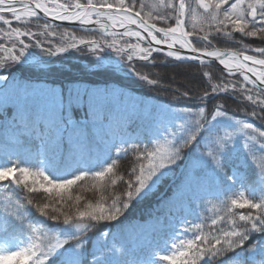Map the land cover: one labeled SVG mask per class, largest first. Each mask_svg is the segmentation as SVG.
<instances>
[{
	"label": "trees",
	"instance_id": "trees-1",
	"mask_svg": "<svg viewBox=\"0 0 264 264\" xmlns=\"http://www.w3.org/2000/svg\"><path fill=\"white\" fill-rule=\"evenodd\" d=\"M61 1L72 5L75 0ZM109 2L115 3L116 0ZM174 2L178 8L179 0ZM80 3L86 4L87 0H80ZM125 3L135 5L134 11H140L141 4L147 5L142 12L145 18L150 9L168 15L166 22L150 21L161 27L175 26V16L179 14L170 8H158L161 0H125ZM185 4L186 30L203 35L199 29L207 27V14L197 6V0H185ZM69 29L86 34L78 29ZM87 34L97 35L93 32ZM241 38L252 48L262 46L258 38L242 37L240 33H234L232 40L218 34L213 37V46L239 51L237 41ZM196 46L201 47L199 44ZM248 53L255 54L251 51ZM97 62L88 51L80 50L53 58L54 64L46 70L11 62L10 70L0 72V76L9 77L7 81L0 79V89L15 84L37 92L60 93L61 97L56 105L46 104L44 98L39 96L26 101L23 110L28 114L32 126L25 130L19 125L18 102L11 95L0 93V170L16 168L15 175H19V168L27 167L34 173L42 171L55 181L86 177L64 193L65 196H82L83 208L87 202H97L101 191H104L109 203L117 193L126 191L133 176L132 170L138 165L137 153L142 156L145 148L154 147L158 141L183 143L188 134L199 128L196 121L200 119V109L204 108L206 123L200 129L197 141L191 148L184 149L185 158L171 166L173 170L166 172L154 188L136 199L124 215L115 221H103L91 230H84L86 235L76 227L75 222L65 224L52 221L41 215L33 205L25 203L27 197H31L34 204L46 202L49 194L42 190L29 193L24 188L19 191L9 179L0 182V242L4 238L24 241L30 237L28 225L31 224L42 227L50 235L74 230L47 264H53V261L55 264H67L70 257L87 261V264H96L97 260L99 264H171L164 257L176 251L172 244L179 246L180 241L192 239L201 232L215 231L211 222L225 216V205L236 213L249 211L247 208H235L232 200L249 199L264 204V145L250 140L251 135H258L256 130L264 131V120L250 115L251 102L242 95L237 98L239 94L231 89L224 93H211L212 84L235 82L239 77L226 75L215 63L173 62L156 55L151 63L136 61L133 64L139 73L158 81L149 84L138 77L120 75L112 68L91 70L89 67ZM204 73L211 78L208 79ZM77 89L85 90L84 94L77 96ZM93 89L119 90L139 102L137 114L123 123L118 135L109 134L106 128L112 115L117 120L120 118V108L116 105H107L104 122L92 120L87 93ZM205 91L210 95L201 102L200 94ZM184 92L189 95H184ZM219 105L223 106L220 110L224 114L215 116ZM55 111L58 130L72 120L87 131L82 149L77 150L68 141L67 128L63 129L61 146L56 149L42 146V135L37 134L35 121L43 114ZM245 124H251L253 128L241 132ZM181 125H184L183 129ZM97 128L101 129L99 133L95 131ZM226 132L235 135L222 154L221 170L205 153L210 140ZM258 139L264 138L258 136ZM197 160L204 162L203 165ZM114 164V171L122 177V181L113 186L110 182L112 174L104 181L93 180L96 173ZM192 178L199 179L200 186L191 184ZM106 184L103 188L102 185ZM17 201L25 203L20 210L21 220L17 219ZM196 224L202 225V228L196 229ZM219 226L228 227L225 223ZM254 235L261 236L260 233ZM77 237H80L83 245L79 249L75 246ZM235 255L230 252L223 259L208 258L207 264H231ZM0 264H19V261L0 259Z\"/></svg>",
	"mask_w": 264,
	"mask_h": 264
},
{
	"label": "snow or ice",
	"instance_id": "snow-or-ice-1",
	"mask_svg": "<svg viewBox=\"0 0 264 264\" xmlns=\"http://www.w3.org/2000/svg\"><path fill=\"white\" fill-rule=\"evenodd\" d=\"M197 6L205 11L208 20L207 27L199 29L203 35H198L197 38L208 47L196 48L189 39L194 32L185 31L183 18L186 10L185 0H179L178 8L174 0H161L160 5H157L158 8H170L173 12L178 11L179 14L175 16V26L157 27L156 22L150 21L166 22L169 19L168 15L159 11L153 12L150 9L146 14L147 18H145L142 12L147 5L141 4L140 11L133 12L132 9L135 5L126 4L125 0H116L115 3H111L109 0H99L96 3L93 0H87L86 4L80 3V0H75L74 11L70 10L73 5L59 3L58 0H51V2L49 0H20L16 7L15 22L27 24L42 12L46 17L51 16L61 21H76L83 26L95 22L106 33V37L99 40H77L72 33L66 32L65 35L71 43L66 47L57 48V53H64L69 48H78L79 45H87L89 50L96 54L103 52L104 49H112L117 55L126 57L130 62L133 61L134 57L142 61H149L153 57V53L163 51L160 47L154 48L152 46L154 42L157 46L166 45V56L176 60L192 58L201 64H205V58L214 59L227 70L229 75L239 74L242 81L239 84L236 82L212 84L211 93H224L231 89L239 94L237 98L242 95L244 99L251 102L253 107L249 111L250 115L264 120V0H234V2H230V0H197ZM94 18H96L95 21ZM101 18L107 22L101 23ZM0 24L11 25L13 21L0 19ZM117 26L123 31L117 32ZM48 27L50 25L46 24L45 28ZM134 27L139 30H134ZM234 33H240L242 37L258 38V43L262 46L252 48L250 44L244 42V38L237 41L240 45L239 51L213 46L214 36L222 34L223 37L232 40ZM158 34L160 35L158 36ZM39 35H43V33H33L29 29H0V41H8L7 44H0V70H10L9 61L16 64L21 60L25 50L31 46L25 43V37H37V45L42 46V41L38 39ZM125 37L135 38L136 42L132 43L131 39L124 40ZM144 40H147V46L141 43ZM17 45L20 46L19 49H17ZM185 49L194 55L185 56L182 52ZM46 50L49 54H54L50 48ZM249 51L255 54H247ZM137 75L149 84L158 83L157 80L150 79L149 75L139 72ZM204 76L208 79L211 78L208 73H204ZM0 79L7 81L9 77L0 76ZM84 92L85 90L82 89L75 90L77 96L83 95ZM0 93L11 95L18 102L20 109L19 125L25 130L32 126L28 114L23 110L26 101L39 96L44 98L46 104L56 105L61 98L60 93L37 92L15 84L0 89ZM87 94L90 99V111L94 122L102 123L105 121L107 105L114 104L120 108L119 120L115 115H112L106 125L108 133L113 136L118 135L123 123L138 112L139 102L124 95L119 90L93 89ZM184 95L187 96L189 93L184 92ZM208 95H210L208 91L200 94L201 102ZM222 108V105L218 106L215 116L224 114L220 110ZM257 109L259 110L257 111ZM199 116L200 119L196 121L199 128L188 134L183 143H174L172 140L166 143L158 141L154 147L145 148L142 156L137 153L138 165L132 170L133 176L126 186V191L117 193L110 203L108 197L104 195V191H101L97 202H87L83 208L81 207L82 196H65L64 193L73 185L85 180L86 177L82 176H77L73 180L55 181L44 172L34 173L27 167L19 168V175L13 176L17 169L6 167L0 171V182L8 181L10 177H13L17 185L22 186L29 193L42 190L49 194L46 202L34 204L33 199L27 197L25 203L33 205L41 215L50 218L52 221H62L65 224L75 222L76 227L82 231L83 235H86L84 230H91L100 222L115 221L124 215L136 199L148 189L154 188L166 172L173 170L171 166L177 165L178 161L185 158L184 149L193 146L197 141L200 129H203L206 123L204 108L200 109ZM41 124H43V132H41ZM34 127L37 134L42 135L41 144L45 148L56 149L63 144L64 128L69 129L68 141L77 150L82 149L85 145L84 140L87 131L76 125L74 121L69 120L67 124L61 125L58 130L56 111L43 114L35 121ZM183 128L184 125H181V129ZM252 128L251 124H245L240 131L243 132L245 129ZM95 131L99 133L101 129L97 128ZM256 132L258 135H251L250 140L264 145V139H258V136L264 138V131L256 130ZM234 135L232 132H226L223 136H215L210 140L207 147L205 155L211 157L221 170L223 169L222 154ZM121 151L124 150L121 149ZM198 162L201 165L204 163ZM262 166H264V160H262ZM115 167L114 164L105 171L96 173L93 180L104 181L105 177L108 179L112 174L110 182L113 186L116 185L122 181V177L114 171ZM190 183L200 186V181L197 178H192ZM106 186L107 184L102 185L103 188ZM25 203L16 202L18 220L22 219L20 210L24 208ZM231 204L237 209L247 208L249 211L236 213L225 205V216L213 219L211 222L215 231L201 232L192 239L180 241L179 246L172 244L176 251L171 256H165L164 259H169L171 264H207L208 258L219 260L232 252L236 255L235 258L231 259V264H264V204L255 203L249 199H234ZM220 223H225L228 227H220ZM194 227L201 229L202 225L196 224ZM28 228L30 230V242L19 247L18 250L0 253V259L6 262L18 259L19 264H47L56 250L66 243L58 237L50 235L42 227L30 224ZM254 233H260L261 236L257 237ZM76 240L75 246L79 249L83 245L80 242V237H77ZM67 264H87V261L81 262L77 257H70ZM96 264H99V260L96 261Z\"/></svg>",
	"mask_w": 264,
	"mask_h": 264
},
{
	"label": "rangeland",
	"instance_id": "rangeland-1",
	"mask_svg": "<svg viewBox=\"0 0 264 264\" xmlns=\"http://www.w3.org/2000/svg\"><path fill=\"white\" fill-rule=\"evenodd\" d=\"M58 2L67 4L61 0H58ZM73 4H75V1ZM1 17H2V19H6V20H14L16 18L15 16L10 15V14H8V15L7 14H1ZM46 24L50 25V27L45 28ZM9 28L29 29L33 33H43V35L38 36V39L40 41H42V46L37 45V43H36L37 37H25L24 38L25 43H27L31 46L25 50L24 55L22 56L21 60L19 61V62H23V61L34 62L35 61L36 62L35 67L37 69H41L42 67H46L48 65V63H50V61L53 60L52 58L54 56L61 55V54L63 56H65L72 51H80V50L88 51L90 53V55H92L95 59H97V61H98L97 65H99L101 63L99 61V59H100L102 62H105V64L111 63L115 69H122V66L119 64V61H120V59L126 58L124 56L117 55V53L112 49H104L103 52L96 54V53H93L92 51H90L89 47L87 45H79L78 48H69V50L64 52V53H57L56 52V49L59 48L60 46L66 47V46H68V44L71 43V41L69 40L67 35H65L66 32L72 33L77 40H79V39H84V40L96 39V40H99L102 37H106V35H103L101 33H98L97 35H92V34L89 35V34H87V30L79 29V30L86 33V34H82V33L70 30L69 28H66L63 26H57V25H53V24L48 23V22H44L40 18H34L31 21H29L27 24L17 23L15 21H13V24H11V25L0 24V29L7 30ZM123 39L128 40L130 38L125 37ZM191 39L194 42V44H199V45H201V47H208V45H205V43L202 40H199L197 38V36H195V35L194 36L192 35ZM131 42L135 43L136 41L131 39ZM2 43L7 44L8 41L7 40L0 41V44H2ZM142 44L144 46H147L144 43H142ZM19 47L20 46L17 45V49H19ZM47 48H50L54 54L53 55L49 54V52L46 50ZM104 53H107L108 55H110V58L105 59V57L103 55ZM248 54H251V53H248ZM134 59H138V58L134 57ZM9 62H11V61H9ZM84 64H86V63H84ZM44 70H46V69H44ZM239 78H240L239 80L235 81L236 83H239L242 81V77L240 76ZM249 87H251V85H249ZM3 170H0V171H3ZM73 232H74V230H66L63 234L54 235V236L58 237L62 241H66V239ZM29 242H30L29 238H27L25 241H21V240H17V239L4 240V242L0 244V253H7L10 250H18L19 247L24 246V245L28 244ZM61 248H58L56 250V253H58Z\"/></svg>",
	"mask_w": 264,
	"mask_h": 264
},
{
	"label": "water",
	"instance_id": "water-1",
	"mask_svg": "<svg viewBox=\"0 0 264 264\" xmlns=\"http://www.w3.org/2000/svg\"><path fill=\"white\" fill-rule=\"evenodd\" d=\"M19 3H20V0H8V1H5V2L0 1V6H1V7H2V6H5V4L16 5V4H19ZM133 12H135V11H133ZM3 13H5V14H12L11 11H3ZM43 17H44V20H46V21H50V22H52V23H54V24H58V25H62V26H69V27H74V28H79V27H81V26H79V25H80L79 22H76V21H61V20L55 19V18H53V17H51V16H47V17H46V16H43ZM94 21H95V19H94ZM106 22H107L106 20L101 19V23H106ZM94 24H96V23L93 22L92 24L87 25V26H85V27H87L89 30L99 32L98 30H96V29L93 28ZM82 26H83V25H82ZM134 30H139V29L134 27ZM116 31H123V29H121V28H119V26H117ZM142 42L145 43V44H147V40H144V41H142ZM153 45L155 46L154 42H153ZM156 46H157V45H156ZM160 46H162V47H164V48H167L166 45H160ZM156 53H160V52H156ZM156 53H155V54H156ZM160 54H162V53H160ZM205 60H206V63H207V62H215V63H218V64H219L218 61H216V60H214V59L211 60V58H205ZM179 61H192V62L200 63L199 61L192 60V59H191V60H179ZM219 66L222 68V66H221L220 64H219ZM222 69H223V68H222ZM223 70H224V69H223ZM224 71H225V70H224ZM225 73L228 74L227 71H225ZM11 183L13 184V186H14L17 190H19V191H22V190H23L22 187H21L20 185H17V183L15 182V179H14V178L11 179Z\"/></svg>",
	"mask_w": 264,
	"mask_h": 264
},
{
	"label": "bare ground",
	"instance_id": "bare-ground-1",
	"mask_svg": "<svg viewBox=\"0 0 264 264\" xmlns=\"http://www.w3.org/2000/svg\"><path fill=\"white\" fill-rule=\"evenodd\" d=\"M49 2H51V0H49ZM60 3V2H59ZM18 6V4L17 5H14V6H10V5H6V6H3V7H1L0 6V11L1 12H3V11H11L12 12V14H13V16H15V13H16V7ZM70 10H75V8H71ZM0 12V19H2V17H1V13ZM44 16V14L41 12L40 14H39V16L37 17V18H40V17H43ZM16 17V16H15ZM16 19V18H15ZM32 19H34V18H32ZM95 19V18H94ZM79 26H81V28H85L84 26H82L81 24L79 25ZM93 28L94 29H96V30H98L101 34H103V35H106V33H104L101 29H100V26L98 25V24H94V26H93ZM117 32H122V31H117ZM160 34H158V36H159ZM133 39H135V38H133ZM191 41H192V39L191 38H189ZM154 48L155 47H160L161 49H163V51H160V52H162L163 54H165L166 55V51H167V48H164V47H162V46H154V45H152ZM178 47V46H177ZM177 51H179V49H177ZM182 52H183V54L185 55V56H189V57H191V56H193L194 54L193 53H191V52H188V50H182ZM170 58V57H169ZM175 59V58H174ZM190 59H192V58H190ZM180 60H185V59H180ZM192 60H196V59H192ZM196 61H198V60H196ZM222 66V65H221ZM223 67V66H222ZM224 69V68H223ZM226 70V69H225ZM227 71V70H226Z\"/></svg>",
	"mask_w": 264,
	"mask_h": 264
}]
</instances>
